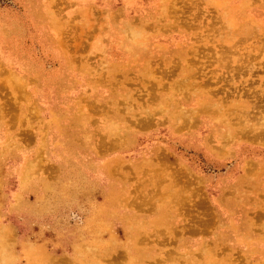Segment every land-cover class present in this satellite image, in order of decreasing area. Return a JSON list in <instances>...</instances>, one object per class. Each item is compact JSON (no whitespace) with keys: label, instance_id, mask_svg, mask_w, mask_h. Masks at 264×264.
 I'll return each mask as SVG.
<instances>
[{"label":"rangeland","instance_id":"1","mask_svg":"<svg viewBox=\"0 0 264 264\" xmlns=\"http://www.w3.org/2000/svg\"><path fill=\"white\" fill-rule=\"evenodd\" d=\"M263 123L264 0H0V264H264Z\"/></svg>","mask_w":264,"mask_h":264},{"label":"bare ground","instance_id":"2","mask_svg":"<svg viewBox=\"0 0 264 264\" xmlns=\"http://www.w3.org/2000/svg\"><path fill=\"white\" fill-rule=\"evenodd\" d=\"M235 48V47H234ZM248 65H249V63H248ZM222 67V66H221ZM225 67V66H224ZM223 68V67H222ZM224 69V68H223ZM249 70H250V66H249ZM261 112V111H260ZM264 124V123H263Z\"/></svg>","mask_w":264,"mask_h":264}]
</instances>
